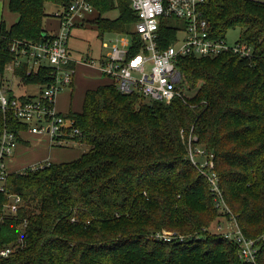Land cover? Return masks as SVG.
Wrapping results in <instances>:
<instances>
[{"label":"trees","instance_id":"16d2710c","mask_svg":"<svg viewBox=\"0 0 264 264\" xmlns=\"http://www.w3.org/2000/svg\"><path fill=\"white\" fill-rule=\"evenodd\" d=\"M87 1L97 37L128 35L129 57L138 53L129 1ZM69 2L8 1L17 19L9 27L0 21V74L12 58L11 41L49 38L44 19L52 14L44 5ZM201 9L212 38L237 29L252 57H178L182 97L167 105L122 95L109 79L85 91L81 111L66 114L80 131L75 141L85 145L80 156L6 176L0 212L8 195H18L21 206L16 218L0 224V247L17 240L23 220L27 239L0 264H244L232 242L209 232L230 215L216 208L208 182L189 161L187 140L195 137L193 145L212 155L241 233L249 239L264 235V3L207 0ZM114 11L116 16H107ZM176 32L172 20L162 21L158 48L171 44ZM52 73L45 66L28 73L25 65L14 72L19 85L37 86L38 92L53 81ZM3 124L12 131L26 128L9 117L0 118V130ZM163 232L183 240L157 241ZM256 264H264V241Z\"/></svg>","mask_w":264,"mask_h":264},{"label":"built area","instance_id":"2783aa9c","mask_svg":"<svg viewBox=\"0 0 264 264\" xmlns=\"http://www.w3.org/2000/svg\"><path fill=\"white\" fill-rule=\"evenodd\" d=\"M137 20L133 31L138 36L139 52L129 57L130 37L125 34L114 35L101 46L104 54L96 65L92 59L81 58L80 63L96 67L100 75L106 77L122 95L136 93L146 101L169 104L175 98H181L182 92L177 85L181 74L176 67L178 57L213 58L222 53L231 52L239 58L250 59L252 48L242 43L239 38L233 45H228L226 38H212L207 21L202 16V5L207 0H128ZM264 3V0H247ZM95 13L87 0H70L66 7H58L52 12L58 22V28L48 39L37 43L11 41L8 44L11 60L6 63L0 74V118L8 117L26 126L24 131H12L4 124L0 130V192H4V181L9 173L35 171L51 163H37L19 171H10L6 163L13 157L18 144L19 134L28 132L48 137L50 144L56 147L74 145L80 131L73 119L54 111L53 96L65 86L72 84L74 61L68 51L71 31L86 22L87 17ZM173 21L177 30L175 38L166 48H158L159 27L162 21ZM0 21H3L0 17ZM4 22V21H3ZM180 37V38H179ZM240 37V36H239ZM103 41V38L100 39ZM73 66L70 67L69 64ZM25 65L27 72H35L39 67L53 69V81L34 95L15 96L11 82L18 81L14 72ZM10 75V77H9ZM195 137L187 140V156L191 164L208 182L215 206L224 215H230L228 229L223 237L236 246L238 259L244 264H256L259 239L246 238L224 202L214 171L212 155L206 156L204 150L194 146ZM21 199L18 195H8L7 202L0 212V224L6 217L16 218ZM26 221L19 226L20 235L14 243L0 247V260L22 249L27 239ZM220 232V225L218 229ZM157 241L169 243L182 241V237L163 232L156 235ZM264 240V237L261 238Z\"/></svg>","mask_w":264,"mask_h":264},{"label":"rangeland","instance_id":"374dc122","mask_svg":"<svg viewBox=\"0 0 264 264\" xmlns=\"http://www.w3.org/2000/svg\"><path fill=\"white\" fill-rule=\"evenodd\" d=\"M8 1L9 0H0V17L4 21L6 27H9L13 23H15L17 19V16L9 11ZM44 9L45 13L50 15L53 11L57 10L58 7L53 4L46 3L44 5ZM107 16L114 17L116 16V12H111ZM94 17L95 13L90 14L82 27L73 29L68 49L71 53L76 54L78 58H85L86 56L91 57L96 65L101 51H105V49H103L101 46L102 42L105 43L108 39H112L114 35L104 34L102 37L103 41H101L97 37L95 26L90 22L91 19H94ZM48 18L50 17H46L44 19V24H53L54 21H48ZM51 19L55 18L52 17ZM239 36V30L235 29L229 31L225 36L227 44L233 45L238 41ZM82 66L83 65H77L75 68V73L76 71L80 70V67ZM82 70L85 71L84 69ZM77 80L78 78L75 76L73 89L70 86H65L54 94L52 100L55 112L65 115L69 111H81L82 97L80 96V93L76 88ZM10 86L15 96L20 95V93H25L27 95H30L32 93L34 94L39 89L37 86L25 87L19 85L16 81L11 82ZM185 88L186 87H184L183 90H185ZM26 139L30 142L31 148L27 149L23 146L18 147L14 159H11L6 163V168L8 170L23 169L38 162L44 161L47 158H49V161L52 164L71 162L77 159L80 156L81 151L85 148L84 143L80 139L76 140L75 143H73L74 145L68 147H49L47 143H45V138L41 135H28ZM40 140H42V142H40ZM219 225L221 232L217 230ZM227 229L228 223L225 222V220H221L219 224L216 222L213 223L209 228V232L214 233L218 231V233L222 234L223 231H227ZM258 237H256L255 239L258 238L260 241H264L261 239L262 237H264V235Z\"/></svg>","mask_w":264,"mask_h":264},{"label":"crops","instance_id":"0c3cea01","mask_svg":"<svg viewBox=\"0 0 264 264\" xmlns=\"http://www.w3.org/2000/svg\"><path fill=\"white\" fill-rule=\"evenodd\" d=\"M51 18L52 17L48 18L49 19L48 21H51V22L54 21L53 24H51V23L48 24V25H45L44 24V29H45L46 32H48L50 34H53L57 30V28H58V22H57V20L51 19ZM82 26H83V24H79L76 27H74L73 29H78V28H80ZM72 31H71L70 38L68 40V46H69V41H70V39L72 37ZM68 51H69V49H68ZM104 52L105 51H103V52L101 51V53H100L97 61L101 58V56L104 54ZM69 54H70L72 60L75 62L74 63V67L75 68H76L77 65H83L82 67H80L81 68L80 70L76 71V73H75V68H74V75L72 77V84L70 86L73 89V87H74V79H75V76H76L78 78L77 83H76V88H77V91L80 93V96L82 97V99H83V95H84L85 91H87V90H93V89H95L98 86L110 84V81L106 77L100 75V73L98 72V70L96 69V67L86 66V65L80 63V59L81 58H78V56L76 54H73L70 51H69ZM86 58L92 59L91 57H88V56H86ZM82 69H84L85 71H83ZM37 93H38V90L34 94H37ZM34 94L32 93L30 95H34ZM21 95L28 96L25 93L24 94L23 93H20L19 96H21ZM28 135H34V134H30L28 132H22V133L19 134V139L20 140L18 141V144H17V146H16V148L14 150V154H13L12 159H14L15 154H16V150H17L18 147L23 146L24 148H27V149L28 148H31L30 142L26 139V137ZM42 137L45 138V143H47V145L49 147H53V145L50 144V141H49L48 137H46V136H42ZM40 142H42V140H40ZM38 163H51V162L49 161V158H47L44 161H41V162H38ZM19 170H21V169H19ZM19 170H10V171H19Z\"/></svg>","mask_w":264,"mask_h":264}]
</instances>
